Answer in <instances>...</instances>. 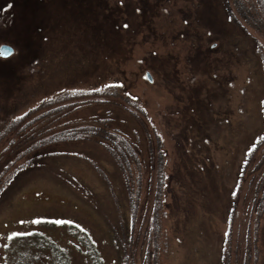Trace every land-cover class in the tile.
I'll use <instances>...</instances> for the list:
<instances>
[{
	"label": "rangeland",
	"instance_id": "374dc122",
	"mask_svg": "<svg viewBox=\"0 0 264 264\" xmlns=\"http://www.w3.org/2000/svg\"><path fill=\"white\" fill-rule=\"evenodd\" d=\"M246 9L260 10L256 0H0V46L13 49L0 56V166L25 112L41 108L24 138L37 122L87 127L0 176V264H219L254 243L264 36Z\"/></svg>",
	"mask_w": 264,
	"mask_h": 264
},
{
	"label": "trees",
	"instance_id": "16d2710c",
	"mask_svg": "<svg viewBox=\"0 0 264 264\" xmlns=\"http://www.w3.org/2000/svg\"><path fill=\"white\" fill-rule=\"evenodd\" d=\"M256 2L258 3V6L260 8L259 12L254 9H246L244 14L247 18L246 21L248 22V24L254 26L257 30H261L260 32L264 36V0H256ZM243 3L244 2L242 1V4ZM237 5H240V3H237ZM61 106L66 107V105ZM40 109L37 108L35 111L32 112H36ZM56 111L59 112L54 116L59 117V113L61 112L60 108H56ZM32 112L29 111L20 115L19 117H17L15 122H13V124L9 127L8 130H10V134L17 136L16 138L14 137V140L12 142H10L11 145H15V148L6 149L9 151V153H3L1 158L2 165L0 166V176L8 173V170L12 166L11 164L14 160H20L19 158L24 156L26 157V159L37 158L36 154L38 148H46L45 145L53 140L65 138V136L67 135L74 136L76 133H79L80 131L82 132L87 128L86 127L84 129L83 127H78L76 124H72L67 121L61 123L62 126L58 127L50 122H37V125L34 128H41L42 130L35 136L24 138L20 134L25 131V127L27 125L32 123V121H25L31 116ZM48 112L49 111L47 110L42 111L41 118H43ZM52 126L56 127L57 129H54ZM111 132L110 137L112 138V141L115 140V142H123L122 137L118 133L113 131ZM55 133L62 134L64 137L59 136L56 139L54 138V136L50 137V135H55ZM247 160L249 161V157ZM252 188L255 194H253L252 197L250 196L249 199L250 206L248 207L250 208L249 213L251 214L252 219L250 220V224L248 225V227H250V225L253 227L254 234L252 236V240H254V243H252L251 237L248 236L249 241L248 243H246V247L243 250H240L241 248L238 244H236L233 251H231V248H228V250H226V252H224L220 256L219 264H251V262H256L257 260L258 262L261 261V264H264V175H259V177L257 178L256 185L254 187L252 186ZM124 222H127L126 218ZM231 226L232 225H230L228 231L229 240L231 234L230 232L232 229ZM234 251H236V253H234ZM238 252L241 253V255H238ZM97 262H99V260Z\"/></svg>",
	"mask_w": 264,
	"mask_h": 264
},
{
	"label": "snow or ice",
	"instance_id": "6c2138e0",
	"mask_svg": "<svg viewBox=\"0 0 264 264\" xmlns=\"http://www.w3.org/2000/svg\"><path fill=\"white\" fill-rule=\"evenodd\" d=\"M10 52H11V49L0 46V56H8ZM57 223H60V222L58 221Z\"/></svg>",
	"mask_w": 264,
	"mask_h": 264
},
{
	"label": "water",
	"instance_id": "95a60500",
	"mask_svg": "<svg viewBox=\"0 0 264 264\" xmlns=\"http://www.w3.org/2000/svg\"><path fill=\"white\" fill-rule=\"evenodd\" d=\"M1 46H2V47H6V48H9V49H11V52H10V54L12 53L13 49H12V47H11V46H9V45H6V44H2ZM10 54H9V55H10ZM9 55H8V56H9ZM1 57H7V56H1ZM149 79H150V78H149Z\"/></svg>",
	"mask_w": 264,
	"mask_h": 264
}]
</instances>
